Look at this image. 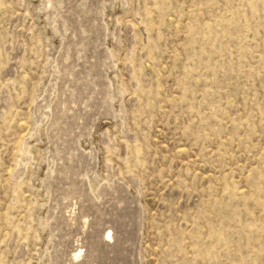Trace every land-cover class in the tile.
<instances>
[{"label":"rangeland","instance_id":"374dc122","mask_svg":"<svg viewBox=\"0 0 264 264\" xmlns=\"http://www.w3.org/2000/svg\"><path fill=\"white\" fill-rule=\"evenodd\" d=\"M0 264H264V0H0Z\"/></svg>","mask_w":264,"mask_h":264},{"label":"bare ground","instance_id":"6f19581e","mask_svg":"<svg viewBox=\"0 0 264 264\" xmlns=\"http://www.w3.org/2000/svg\"><path fill=\"white\" fill-rule=\"evenodd\" d=\"M77 257H79V255Z\"/></svg>","mask_w":264,"mask_h":264}]
</instances>
